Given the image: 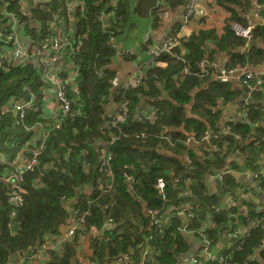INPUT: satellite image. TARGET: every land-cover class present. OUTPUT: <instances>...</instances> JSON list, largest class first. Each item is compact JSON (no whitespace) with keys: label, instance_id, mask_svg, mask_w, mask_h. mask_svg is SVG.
<instances>
[{"label":"trees","instance_id":"obj_1","mask_svg":"<svg viewBox=\"0 0 264 264\" xmlns=\"http://www.w3.org/2000/svg\"><path fill=\"white\" fill-rule=\"evenodd\" d=\"M22 1L0 0V55L5 47L10 48L7 35L10 34L12 26L17 25L23 36H28L35 42H49L54 37L52 25L62 15L67 35L69 38L73 36L69 52L77 63L78 92H70L69 97L73 101V110H79V113L66 119L60 129L50 130L48 133L44 143L45 150L40 155L38 164L33 170L25 172L23 179L18 182L16 190L23 197L21 206L17 207L8 200L5 192L13 190L7 182H0V264L9 263L13 258L11 256L20 251H28L46 233L52 230H55L54 233L58 232L67 222L69 208L76 209L79 213L88 211L85 215V226L63 245L59 256L51 255L46 264H83V261L76 260V243L89 233L91 227L101 234L92 236L89 240V264L92 261L108 264L112 260L116 263L124 255L129 256L131 264H139L141 250L147 243L154 250L146 264H175L178 257L184 255L190 247L188 238L178 230L181 219L170 217L166 227L159 231L151 224L147 208L164 211L168 206L181 205L186 201L196 205L191 211L194 215L192 223L206 225L213 243H228L223 237V231L226 234L231 232L232 227H236V221L248 225L260 219L240 239L243 244L240 250L234 252L230 264H250L248 258L253 253L256 258H262L261 250L257 249L264 237V207L257 211V205L247 199L244 201L247 213L239 214L236 221H231L227 212L213 211L212 206L219 205V196L216 192L209 191L204 178L211 166L219 168L226 162L228 155L236 157L232 154L235 148L251 158L247 165H236L238 169L249 167L254 170L255 166L252 164L263 158L264 150L256 151L254 145H264V112L257 106L260 101L264 105V75L260 77V90L253 94L256 103L250 102L249 107L251 122L259 125L252 127L237 121L231 134L225 137L227 148L223 153L210 152L211 156L200 159L193 155L190 165L176 156L183 149L179 142L174 141V145H170L165 139L159 138L166 126L174 129L171 131L173 140L184 136L178 130L180 127L184 132L195 129L199 133L207 125L217 127L219 115L217 113L213 117L211 111L218 102L226 103L234 99L236 92L232 84L213 83L206 86L210 75L200 77L199 62L204 58L214 61L219 52H224L230 55L226 66L245 64L246 57L240 54L244 39L235 35L230 28V24L234 22L226 25L223 35L215 43L209 39L208 31L176 38V45L169 53H161L144 68L142 85L125 92L116 89L111 94L115 88V72L108 68V64L115 51L111 48L110 38L122 34L123 25L131 12L132 0H119L114 12L122 18L110 24V32L103 29L101 16L113 10L111 0H83V6L77 7L71 17L68 15L69 0H25L26 6ZM218 2L232 13L235 12V7L242 6L246 10L251 7L250 0ZM153 3L155 0L151 6ZM23 10L27 11V15H22ZM10 12L16 17L15 23L10 22ZM232 19L238 21L235 23H244L236 14ZM259 29L261 32H258ZM78 39L81 40V45L76 48ZM252 39L264 44L263 25L254 28ZM209 41L213 43L211 48L207 46ZM181 48L184 49L183 54ZM248 50L250 64L259 63L264 56V50L257 45L251 44ZM128 56L132 58L130 54ZM157 61L164 65H157ZM184 69H187L186 73ZM43 73L41 60L36 63L31 59L24 67H13L6 63L0 65V110L13 97L26 99V85L38 96L37 104L41 105L43 89L46 87ZM123 93L125 94L121 98ZM110 96L114 105L123 99L129 102L128 113L123 121L114 123L115 116L103 120L104 106ZM144 108L157 109L155 123L143 125L137 122L136 116ZM188 110L190 113L191 110L196 111L198 116L192 113L188 115ZM115 113L116 109L114 115ZM16 119L17 115L14 113L0 114V152L9 153L10 156L19 151L33 136L34 132H26L22 125L45 121L39 113H29V117L26 116L22 123H17ZM140 132H143L144 137ZM111 136H116V139L108 144ZM217 143L220 144L219 141ZM156 145L161 146L160 153L155 149L149 150ZM101 149L111 154L108 171L100 170L103 157ZM171 174L181 180L186 176L190 179L193 192L191 197L180 196V190L186 188L184 182L171 188ZM126 175L131 176V181L126 179ZM158 177H163L168 184L167 197L164 200L155 189L154 184ZM260 180L264 191V176H260ZM234 181L229 176L223 187L218 185L219 191H224L229 186L234 187ZM11 212L15 213L13 217ZM108 220H112L114 224L111 229L105 226ZM213 264L217 263L213 261Z\"/></svg>","mask_w":264,"mask_h":264},{"label":"built area","instance_id":"obj_2","mask_svg":"<svg viewBox=\"0 0 264 264\" xmlns=\"http://www.w3.org/2000/svg\"><path fill=\"white\" fill-rule=\"evenodd\" d=\"M25 0L22 1V3ZM38 1H50V0H38ZM119 0H112L111 6H113V10L110 13H103L101 18L103 21V29L106 32H110L108 29L110 24L115 23L116 21L121 20V16L116 14L114 10H116V5ZM199 0H187L184 5V12L180 23L182 25H186L189 23L190 19L194 16H200L204 14V10L199 6ZM70 3V11L68 15L71 17L75 9L79 6H83V0H69ZM163 2L155 3V7L158 8L162 6ZM10 17V22H16V17L12 12L8 13ZM23 15H27L26 12L23 11ZM57 17V16H56ZM14 31L11 34L7 35L8 40H10V48H4L2 54L0 55V65L6 63L7 65L12 66H23L28 61H30L35 55H39L41 57V53L43 54L44 48H46L47 44L50 45L52 51L55 53H61L62 50H66L67 47H71V41L68 37L64 36V27H63V16L60 15L59 21L57 23H53L52 30H54V37L49 42L36 43L33 40L22 41L19 33L15 31V26H13ZM231 30L235 35L244 39V47L243 50H248L249 40L251 39L252 31L254 30L253 24H248L246 26L241 25L239 23H231ZM2 36V35H0ZM152 32L151 30L146 31L143 35L141 44L144 46L146 51L149 54V58L145 63L141 62V65L138 66V73L132 77H129L123 82H119L117 85V89L123 90V92L128 91L130 89L139 87L142 85L144 80L143 70L150 62H154L155 59L161 53H169L171 48L176 45V37L173 35H167L163 42L156 48H153L151 43ZM111 48L114 50L118 49V43L116 38H110ZM81 45V40L78 39L76 42V48ZM129 53V52H128ZM37 58V57H35ZM56 57H49L45 60H42L44 73L43 78L50 81L51 87L54 89L55 98L60 102L61 112L60 119L51 127L55 129H59L62 126V123L69 118H72L79 112V110H73L72 108V100L69 97L70 90L69 85L71 83L70 79L64 78L59 72L54 76H50L49 74V61H54ZM157 65L160 62H156ZM226 61L220 60L219 62H209L207 59H202L199 62V74L200 77H206L210 75V79L208 80L209 84H232L233 89L235 90V94L237 97L232 99L229 102L234 103L236 108V114H233L236 117L227 116L225 120L217 123V127L213 128L210 125L199 133L195 129H190L188 132L184 134L181 139H172L170 137V129L166 126L163 127L159 138L165 139L167 143L170 145H174V141L179 142L183 149L181 151V160L183 163L192 164L193 155L197 158H207L211 155L210 152L221 151L222 153L227 148V141L225 139L226 136L231 134L232 127L237 123V121H241L242 123L251 125L252 127H257L259 123H252L250 119V102L256 103L253 100V94L260 90L259 84L261 83L260 77H258L251 70L246 69L244 66L235 65L233 67L226 66ZM77 66V65H76ZM210 70H209V69ZM184 72H187V69H184ZM264 75V74H263ZM262 75V76H263ZM26 90L29 93L28 100H21L12 98L6 105H4L0 114L4 115L7 113H16L18 116L17 122L22 123L23 119L26 117V110H37L35 107V97L31 93L30 87H26ZM239 90V93H238ZM125 93L122 94L121 98ZM222 100V99H219ZM113 99L110 96L109 100L106 102L108 106L112 105ZM128 101L122 100L119 105H114L116 108L115 120L123 121L128 113ZM220 103L218 102L216 108H214L211 113L212 116L215 117V114L221 113V109L219 108ZM35 107V108H34ZM264 111V106L262 108ZM157 109L154 108H144L141 109L137 116V122L140 124H153L157 118ZM105 116L109 117L110 113L105 114ZM35 126L42 127L40 123H36L32 126H27L23 124V127L26 130H32ZM50 129V130H51ZM49 132L44 133L41 137H36L33 142V147L26 154L22 149L17 152L14 156L10 157L0 153V166L3 167L0 171V176H2L1 181H5L9 184V188L13 191L5 192V195L8 196V200L13 203L15 206H21L23 203V197L21 193L16 190L18 188V182L23 179L24 173L28 170H33L34 166L38 164L40 159V155L43 151V145L48 136ZM142 136L144 137L143 133ZM115 136H112L109 139L110 143H113L115 140ZM236 138H239L236 136ZM220 142V144L217 143ZM256 151L259 149L264 150V145L262 143H257ZM194 150V152L192 151ZM103 154V158L100 162V170L108 171L107 165L108 161L111 158V154L108 153L105 149H101ZM233 155L239 156L242 152L235 148L232 152ZM231 155H228V157ZM232 157L226 160L223 166L219 168H215L211 166L210 169L206 172L205 181L208 183L210 187H214L215 192L219 191L218 185L222 186L226 177H232L236 183L234 187H227L224 191H219V195L221 196L219 205H213V211L215 213L220 211H225L228 213L229 217L236 221V217L241 214L245 215L247 213V208L244 206V201L250 199L251 194L255 195H264V191L262 189L260 176L264 173V165L256 170H252L249 167L238 169L236 165L243 166L247 165L251 162V158L248 155L244 158L241 165L235 163L231 160ZM237 174V175H236ZM126 179L131 181V176L126 175ZM247 179V181H244ZM172 186L171 188H176L180 185L181 182H184L185 185H189L191 183L190 179L186 176L183 177L182 180L177 176L172 177ZM155 189L157 190L161 199H165L167 197V181L163 177H158L155 180ZM109 186V185H108ZM223 187V186H222ZM186 189V188H185ZM180 190V196L184 198H188L190 195V190ZM217 193V194H218ZM196 205H193L191 202H185L181 205H172L168 206L166 210L159 211L156 208H147V214L150 218V222L152 225L156 226L159 231H162L164 227L167 225V217H176L179 219H183V223L181 222L178 226V230L185 234L188 233L193 239H196V244H193L191 249L186 253L185 259H178L175 264H209L211 259L210 253V245L212 240L209 237V233L207 232L205 227L192 228L191 227V219L193 218V213ZM264 207V206H263ZM263 207H258L257 211L263 209ZM237 209V210H236ZM163 212V214H162ZM88 214V211L84 210L79 213L76 209H70L69 217L65 225L60 228V230L56 233H51L45 235L44 239L39 243L37 248L34 251L28 250L23 252V256H19L14 262L6 263V264H46L50 260L51 255H60L62 252L63 245L73 239L75 234L82 230L85 226V215ZM10 215L13 217L15 215L14 212H11ZM260 219L255 220L254 223L242 225L239 224V221L235 222L236 227H232V231L226 234V231H223V237L228 240V243H224L223 241L218 242V247L223 249L224 253L218 257L213 259L217 264H230L233 261V255L236 250L241 249V245L243 241L240 240L245 235H247L248 231L259 223ZM106 228L111 229L114 227L112 220H108L105 223ZM91 233H99L96 228L91 227L89 230V234ZM84 237V236H82ZM263 239L259 245L257 251L261 250L263 247ZM154 250V247L150 244H146L141 250V260L139 264H146L149 261V256L151 251ZM256 259V260H255ZM120 264H131L129 261V256L124 255L122 259H120ZM250 264L254 261L257 264H264L263 258H256V254L253 253L250 258H248ZM97 264V263H93Z\"/></svg>","mask_w":264,"mask_h":264},{"label":"crops","instance_id":"obj_3","mask_svg":"<svg viewBox=\"0 0 264 264\" xmlns=\"http://www.w3.org/2000/svg\"><path fill=\"white\" fill-rule=\"evenodd\" d=\"M158 1L163 2L162 6L153 10L155 3L157 4ZM152 2L153 0H132L130 2V15L128 17V20L123 25L122 34L119 35V37H116L118 49L114 50L115 55L112 58L111 62L108 64V68L115 72V77L113 80V83L115 85L137 74L138 66L141 65V62L145 63L146 60L149 58L148 52L141 44L142 37L148 30H151L152 32L151 43L153 45V48H156L163 42V39L167 35H174L176 38H180L188 37L191 34H197L200 31L210 32L209 39L213 40L215 43L223 35L226 25H229L231 21L238 22L232 19V16L234 14L242 18V20L244 21L243 25L253 24L254 27L259 25L264 26V1L260 0H250L251 7H249L247 10L244 9L242 6L235 7L236 10L234 13H232L230 9L219 4L218 0H199V6L204 10V14L193 17L186 25H182L180 23L184 12V5L186 0H155V3H153V6H151ZM26 4L27 1H24L23 5L26 6ZM63 27L64 36L69 38V36L67 35L68 31H65L66 28L64 25ZM258 32H261V30L259 29ZM19 35H23L21 29ZM71 37L72 36H70L69 39H71ZM29 40L30 39H27V37L22 36L23 42ZM251 41L252 45H257L258 48L264 50V44H262L261 42H257V40L255 41V39H252V37L249 40V43ZM212 44L213 43L209 41L207 43L208 48H211ZM61 53L59 54V62H48L49 74L50 76H54L59 72H61L62 74L66 73V75L63 77H68L70 79L71 83L69 85V89L71 91L76 92L77 66L74 60L72 59L71 54L69 53V47H67L66 50H62ZM181 53H184L183 48H181ZM249 53V50H243V52L240 53L241 55L246 57V60L244 61L245 64L243 66L246 69L251 70L258 77H261L264 74V56L261 58L259 63H256L254 65L250 64V62L248 61ZM129 54L130 56H132V58L128 56ZM118 55H120V58L117 57ZM216 57L218 58L214 61H209L207 58L204 59H207L211 63L219 62L220 60L227 62V60L230 59V55L224 52H219ZM40 58V60H45V54L41 53ZM159 65L163 66L164 64L160 62ZM235 97H237V95H235L234 98ZM219 103L221 113H218V122L225 120L227 116L236 114V108L234 103L229 101L226 103ZM257 105L259 108H263L264 106L262 101H260ZM107 110H111V106H108ZM60 112L61 107L59 102L55 98L54 89L50 88L48 91L45 92L44 95L43 117L45 120V124L42 127L35 129L30 141L22 147V150L26 154L29 152V150L32 149L33 142L36 137H41L44 135V133L50 132L51 127L59 120ZM188 115H192L189 110ZM262 128L264 129V121L262 123ZM169 129L170 132L174 130L171 128ZM178 130L184 134V130L181 127ZM168 154L171 155L170 152H168ZM180 154H177L176 156H178L181 160ZM247 155V153H244V155L242 154L236 157L229 156L228 159L232 157L231 160L233 162L241 165L245 156L247 157ZM252 165H254L255 169L258 170L257 167L261 168L264 165V157L260 158L257 163H253ZM262 176H264V173L262 174ZM244 181H247V179H244ZM210 188L211 190L215 189L214 187ZM250 194V200L251 202L257 205V208L264 206V195H255L254 193ZM100 234L101 232L96 234L88 233L85 237L78 239L76 243V260H78L79 262L83 261V264H89L87 257V255H91L89 240L92 236L97 237L100 236ZM185 237L188 238L190 243V247L187 250L188 252L191 249L192 245L196 244V239L194 240L192 236L188 235H185ZM186 253L178 257V259H185L187 255ZM113 261L114 260L110 261V263L108 264H114L115 261L114 263H112ZM120 262L121 261H118L115 264H120ZM93 263L95 262L92 261L91 264Z\"/></svg>","mask_w":264,"mask_h":264},{"label":"clouds","instance_id":"obj_4","mask_svg":"<svg viewBox=\"0 0 264 264\" xmlns=\"http://www.w3.org/2000/svg\"><path fill=\"white\" fill-rule=\"evenodd\" d=\"M154 9H157L156 7H155V5H154V7H153V10ZM24 12H26L27 13V11H25V10H23ZM23 14V13H22ZM195 17V16H194ZM192 19V18H191ZM244 26H246V25H244ZM18 26L17 25H15V31L17 32V33H19L20 32V30L17 28ZM12 29H13V26L10 28V31H9V33L11 34L13 31H12ZM22 36L23 35H20V38H22ZM174 36V35H173ZM24 37H27V39H30V40H33V39H31V38H29L28 36H24ZM251 37H252V35H251ZM34 41V40H33ZM70 41H71V47H72V43H73V36L71 37V39H70ZM36 43H39V42H36ZM40 43H42V42H40ZM251 44L249 43V46H250ZM71 47H69V50L71 49ZM113 49V48H112ZM114 50V49H113ZM70 53V52H69ZM57 54H59V53H57ZM71 54V53H70ZM73 59V58H72ZM74 60V59H73ZM42 61V60H41ZM74 62H75V64L77 65V63H76V61L74 60ZM28 63V62H27ZM26 63V64H27ZM150 63H152V62H150ZM149 63V64H150ZM25 64V65H26ZM147 66V65H146ZM13 67H18V66H13ZM20 67V66H19ZM113 87H115V88H113L112 89V92H111V94L113 93V91H115L116 89H117V87H118V85H115L114 83H113ZM206 86H208V82L205 84ZM26 87H30V86H28V85H26ZM50 88H52L51 87V84H50ZM48 86H46L44 89H43V99H42V103H41V105H38L37 104V101H38V96L35 94V93H33V91L31 90V93L34 95V97H35V107L37 108V110H26V112H25V114H26V116H28L29 117V113H30V115L31 114H36V113H39V115H40V117H43V105H44V95H45V92L46 91H48L49 89H50ZM31 89V88H30ZM202 89V88H201ZM70 90V89H69ZM25 91L27 92V94H28V97H26V99H24V100H28V98H29V93H28V91L26 90V88H25ZM70 92H73V93H75L74 91H71L70 90ZM13 98H15V99H18V98H16V97H13ZM58 101V100H57ZM59 102V101H58ZM121 102V101H120ZM120 102L118 103V104H116V105H119L120 104ZM59 104H60V102H59ZM114 106V104L112 103V105H111V109H112V112L110 113V116L109 117H111V116H115L114 115V110L116 109L115 107H113ZM258 106V105H257ZM34 107V108H35ZM61 107V106H60ZM105 108H107L108 107V105L106 106V104H105V106H104ZM264 112V111H263ZM11 113H13V112H11ZM79 113V112H78ZM14 114H16V113H14ZM116 114V113H115ZM17 115V114H16ZM104 117H106V118H109V117H107V116H105L104 115ZM44 118V117H43ZM17 119H18V116H17ZM17 119H16V122H17ZM59 119H60V117H59ZM17 123H19V122H17ZM36 123H40L41 124V126H43L44 124H45V121H44V123H41V122H34V123H32V125H34V124H36ZM62 125H63V123H62ZM22 127H23V125H22ZM37 128H39V126H35L32 130H26L24 127H23V129L26 131V132H31V131H35V129H37ZM60 129V128H59ZM54 130H58V129H55V128H52L51 129V131H54ZM141 133H143V132H141ZM186 132H184V134H185ZM183 134V135H184ZM112 137V136H111ZM116 137V136H115ZM170 137H171V132H170ZM116 139V138H115ZM115 141V140H114ZM108 144H111L109 141L107 142ZM102 144V143H101ZM23 147V146H22ZM22 147H21V149H22ZM160 147L161 146H159V145H156L154 148H152V149H155V150H157L159 153H160V151H161V149H160ZM20 149V150H21ZM19 150V151H20ZM150 150H151V148H150ZM19 151H17V152H19ZM16 152V153H17ZM43 152V151H42ZM15 153V154H16ZM2 154H4V155H7V156H9V158L10 157H12V156H14V155H11L10 156V154L8 153V154H6V153H2ZM42 154V153H41ZM103 158V157H102ZM1 169H3V167L2 166H0V171H1ZM171 177H173L172 176V174H171ZM226 179H229V177H226ZM225 179V180H226ZM204 182L207 184V186L209 187L208 189H209V191L210 192H215V190H211V188H210V186L208 185V183L205 181V178H204ZM224 183H225V181H224ZM191 185H192V182L189 184V185H187L186 186V189L185 190H190V195L188 196V197H191L192 195H193V192H192V188H191ZM224 185V184H223ZM219 192V191H218ZM217 191H216V194L218 193ZM218 196H220L219 195V193L217 194ZM231 219V221L233 220L232 218H230ZM183 219L181 220V222L183 223ZM181 225V224H180ZM206 225H203L202 223L199 225V226H197V225H194L192 222H191V227L192 228H199V227H205ZM206 228V227H205ZM185 235H188V236H190L188 233H185ZM14 258V257H13Z\"/></svg>","mask_w":264,"mask_h":264},{"label":"rangeland","instance_id":"obj_5","mask_svg":"<svg viewBox=\"0 0 264 264\" xmlns=\"http://www.w3.org/2000/svg\"><path fill=\"white\" fill-rule=\"evenodd\" d=\"M23 15V14H22ZM12 31H14V28L12 29ZM43 53L45 54V58H49V57H56V59L53 61V62H59V54H57V53H55L54 51H52V49H51V47H50V45L49 44H47V46H46V48H44V50H43ZM35 57H37V58H35ZM40 56L39 55H35L33 58H32V60H34L36 63H38V61H40ZM52 61V60H51ZM48 63V62H47ZM25 65H23V66H20V67H24ZM66 75V73H63V76H65ZM43 83H44V86H48L49 88H50V81L49 80H46L45 78H43ZM31 88V87H30ZM76 92H78V90L76 91ZM110 106H111V104H110ZM104 109H105V114H107V113H111L112 112V109L111 110H107V108H105L104 107ZM191 113L194 115V116H198V113L196 112V111H194V110H191ZM105 114H103V120H105V119H107L106 117H104V115ZM232 117H236V115L234 116V115H232ZM27 126H32V123H30V124H27ZM140 135L142 136V133L140 132ZM45 150V146L43 145V151ZM263 157H264V155H263ZM257 169H260V168H258L257 167ZM2 177V176H1ZM0 182H2L1 180H0ZM220 199H221V196H219V198H218V202L220 201ZM187 202V201H186ZM169 218L167 217V220H168ZM201 223H197V226H199ZM53 232H55L54 230H52V231H50V232H48V233H46L45 235H47V234H51V233H53ZM45 235L42 237L43 239H44V237H45ZM43 239H39V242H38V245H39V243L43 240ZM37 242V241H36ZM35 242V243H36ZM35 243H34V245H35ZM33 245V246H34ZM37 245V246H38ZM33 246L29 249V250H31V251H34L36 248H37V246H36V248L35 249H33L32 250V248H33ZM209 249H210V253H211V261L209 262V264H213V259L215 258V257H218V256H220V255H222L223 253H224V251H223V249H221L220 247H218V242H212L211 243V245H210V247H209ZM21 252H24V251H20V252H18V253H16V254H14L13 256H11V257H14L15 259H17L18 257H19V254L21 253ZM26 252V251H25ZM10 257V258H11ZM17 257V258H16ZM10 260V259H9Z\"/></svg>","mask_w":264,"mask_h":264},{"label":"water","instance_id":"obj_6","mask_svg":"<svg viewBox=\"0 0 264 264\" xmlns=\"http://www.w3.org/2000/svg\"><path fill=\"white\" fill-rule=\"evenodd\" d=\"M250 44H252V41L250 42ZM117 57L120 58V55H118ZM38 242H39V240H37V242H36L35 245L33 246L32 250L36 248V246L38 245ZM19 256H23V252H21V253L19 254ZM16 258H17V257H16ZM15 260H16L15 258H12V259H11V262H14Z\"/></svg>","mask_w":264,"mask_h":264},{"label":"flooded vegetation","instance_id":"obj_7","mask_svg":"<svg viewBox=\"0 0 264 264\" xmlns=\"http://www.w3.org/2000/svg\"><path fill=\"white\" fill-rule=\"evenodd\" d=\"M62 54V53H61ZM261 257L264 259V239H263V247H261L260 251ZM256 260V259H255Z\"/></svg>","mask_w":264,"mask_h":264}]
</instances>
